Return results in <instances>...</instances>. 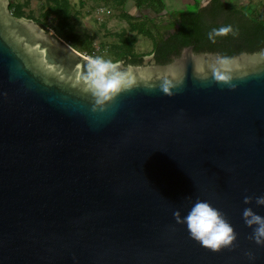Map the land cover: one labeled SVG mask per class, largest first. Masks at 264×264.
I'll return each instance as SVG.
<instances>
[{"label":"water","instance_id":"1","mask_svg":"<svg viewBox=\"0 0 264 264\" xmlns=\"http://www.w3.org/2000/svg\"><path fill=\"white\" fill-rule=\"evenodd\" d=\"M9 4L0 0V264H264L242 215H264L244 203L264 195V49L227 59L234 89L198 71L217 53L145 56L131 65L135 86L93 112L88 58ZM197 198L224 212L235 247L212 252L176 223L173 211Z\"/></svg>","mask_w":264,"mask_h":264},{"label":"trees","instance_id":"2","mask_svg":"<svg viewBox=\"0 0 264 264\" xmlns=\"http://www.w3.org/2000/svg\"><path fill=\"white\" fill-rule=\"evenodd\" d=\"M10 1V0H9ZM49 7L41 19L32 20L45 29L56 30L58 38L83 56H95L93 39L75 34L77 16L69 0H49ZM107 7L115 8L127 21L129 32L121 35L110 47L114 61L124 65L141 66L144 56L134 52L138 36L151 41L157 64H167L185 47L192 46L194 53H217L230 59L239 53H255L264 49V10L261 13L251 5L236 6L231 0H207L208 6L200 8L201 0H194L185 10L168 8L165 0H131L137 16L128 14V0H101ZM9 11L24 18L21 5L10 1ZM52 15L51 27L49 19ZM72 20V23H71ZM231 26L232 32L215 35L214 29ZM213 33L212 38L209 34ZM147 55V56H148Z\"/></svg>","mask_w":264,"mask_h":264},{"label":"clouds","instance_id":"3","mask_svg":"<svg viewBox=\"0 0 264 264\" xmlns=\"http://www.w3.org/2000/svg\"><path fill=\"white\" fill-rule=\"evenodd\" d=\"M231 26L214 29L215 35H226L232 32ZM213 33L209 36L212 38ZM122 61H114L103 56H90L87 59L83 81L87 91L93 98V112H106L117 96L131 90L136 84V78L131 65L123 67ZM201 75L211 72L216 81L222 82L229 88L237 85L229 73L232 71L230 61L226 58L217 57L215 64L201 65L198 69ZM176 85L168 83L163 88L165 94L172 96ZM190 199V198H189ZM253 200L257 206H264V195L244 197V203L251 205ZM243 219L249 228L252 229L250 239L257 245H264V215L254 211L253 207L243 209ZM173 217L177 224L186 227L192 240L202 247L212 251L220 252L223 249L236 246L238 233L232 224L227 220L224 212L214 206L207 199L197 198L190 203L186 212L182 213L177 208L173 211ZM250 259H254L251 252L246 253Z\"/></svg>","mask_w":264,"mask_h":264},{"label":"rangeland","instance_id":"4","mask_svg":"<svg viewBox=\"0 0 264 264\" xmlns=\"http://www.w3.org/2000/svg\"><path fill=\"white\" fill-rule=\"evenodd\" d=\"M14 4L21 5L24 18L41 19L45 11L52 6L49 0H10ZM236 6L251 5L258 13L264 10V0H231ZM73 13L77 16L75 34L81 37L93 39V52L95 56H103L106 59L112 56L110 47L118 42L121 35H133L129 32L128 24L120 16V12L107 7L101 0H69ZM168 8L185 10L192 5L194 0H165ZM208 6L207 0L200 1V8ZM126 10L131 16H137V10L131 0L127 1ZM52 17V15L50 16ZM49 19L51 27L55 26ZM72 23V20H71ZM51 30V29H49ZM58 36L56 30H51ZM65 41V40H64ZM67 43V42H66ZM152 50V43L143 36H138L134 46V52L138 55L147 56ZM92 56V55H90Z\"/></svg>","mask_w":264,"mask_h":264},{"label":"built area","instance_id":"5","mask_svg":"<svg viewBox=\"0 0 264 264\" xmlns=\"http://www.w3.org/2000/svg\"><path fill=\"white\" fill-rule=\"evenodd\" d=\"M86 58L90 57V56H85Z\"/></svg>","mask_w":264,"mask_h":264}]
</instances>
